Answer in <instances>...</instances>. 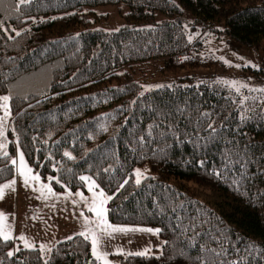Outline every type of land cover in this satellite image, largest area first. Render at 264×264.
<instances>
[{"label": "trees", "instance_id": "trees-1", "mask_svg": "<svg viewBox=\"0 0 264 264\" xmlns=\"http://www.w3.org/2000/svg\"><path fill=\"white\" fill-rule=\"evenodd\" d=\"M120 3L126 26L89 29L94 13L84 9ZM156 13L174 20L139 27ZM185 13L204 29L222 26L228 41L264 47V0H0L8 136L53 191L83 189L88 176L111 197L110 224L160 230V253L119 264H264V91L210 79L141 95L192 65L179 61L194 46ZM14 155L8 141L0 184L15 175ZM145 163L152 174L137 184ZM0 264L100 263L76 235L47 253L0 237Z\"/></svg>", "mask_w": 264, "mask_h": 264}, {"label": "rangeland", "instance_id": "rangeland-1", "mask_svg": "<svg viewBox=\"0 0 264 264\" xmlns=\"http://www.w3.org/2000/svg\"><path fill=\"white\" fill-rule=\"evenodd\" d=\"M18 1L20 2V0ZM89 10L94 13V16H89L90 21H92L89 29L114 32L128 24L126 16L129 13V8L124 3L92 9L86 8L83 13ZM172 20H174L172 17L156 13L152 23L139 27L148 28ZM183 25L194 46L185 55L180 56L179 61L184 63L185 59L190 57L193 58L192 61L190 60L192 65L185 62L179 73L161 77L156 82H151L145 86H168L173 83L191 86L198 85L204 80L214 79L220 83H222L221 81H235V87L231 86V83H222L235 92L264 91V47L262 43L255 47H248L234 41H228L222 32V26L210 25L204 29L194 23V18L189 13L184 14ZM188 53L189 55H187ZM226 61L227 63H225ZM147 68L150 67L147 66L143 69ZM145 86L142 89L143 93L157 88L151 87L146 91ZM3 96L9 97V95ZM3 96L0 95V97ZM3 103L0 101V118L3 121L0 149L5 148L8 141L12 142L15 147L13 160L16 163L13 164L15 177L0 185V191L3 192V197L0 198V214H2L0 215V237L3 238V234L7 233L16 246L21 248L37 247L44 250L43 253H47L46 250L51 249L56 243L79 235L81 232H85L89 236L91 243V233H95L101 237L99 253L101 255L107 253L106 257L97 259L93 255L91 245V254L100 264H106V261L108 264H119L120 256L135 255V253L145 252V250H147L145 255L161 252L163 241L155 231L134 232V234L116 232L111 237L103 234L96 224L97 217L94 212L89 211V206L93 199L96 200L97 204L100 200H105L103 206L106 209L109 196L103 191V197L100 196L101 190L92 178L84 176L88 179L84 180L83 189L75 191L65 189L58 193L51 189L54 195L48 194L47 187L50 186L47 182L32 179L37 174L29 167L24 156L21 161L20 149L16 146L14 138L8 136L12 115L9 101L7 102L9 113L7 116L2 107ZM136 169H139L142 174L140 181L152 174L147 163L138 166L133 171L135 182L137 179ZM26 178L28 180L27 185L24 183ZM12 181H15L14 191L3 188V185ZM76 193H81L84 199H81V196L76 195ZM44 196L47 198L45 199ZM10 206L18 209L17 212ZM85 217L88 218L87 224ZM105 219L107 221L106 216ZM107 223L110 224L108 221ZM41 224L47 226L48 229H39ZM112 226L119 227L117 225ZM48 233H51L52 238L56 237L58 240L46 249L45 236Z\"/></svg>", "mask_w": 264, "mask_h": 264}, {"label": "snow or ice", "instance_id": "snow-or-ice-1", "mask_svg": "<svg viewBox=\"0 0 264 264\" xmlns=\"http://www.w3.org/2000/svg\"><path fill=\"white\" fill-rule=\"evenodd\" d=\"M21 3H29L31 2V0H20ZM3 26V23L0 22V27ZM119 29H117L118 31ZM19 33H17L18 35ZM227 63V61L225 62ZM237 67H239V65H236ZM247 66V65H246ZM222 83H231V86L235 87V84L236 82L235 81H232V82H229V81H221ZM151 87H165V85H155V86H145V90H149ZM168 87H171V85H168ZM237 91H239V88H237ZM144 93L142 92L141 95H143ZM10 97L8 96H3V97H0V101H3V105L2 107L5 109V115L7 116L9 113H8V104L7 102L9 101ZM209 127L211 128V125H209ZM213 131H215V129H213ZM0 135H3V121H2V118H0ZM5 155H7L5 153ZM65 155H68V153H65ZM20 159L21 161L23 160V154L21 153V156H20ZM13 164L16 163L15 160L12 161ZM28 171H31V169H28ZM136 172V176H137V179H136V183L139 184L140 183V177H141V172L139 169H136L135 170ZM32 179L34 180H39V177L38 176H33ZM88 178L86 177H81V180H86ZM25 185H27L28 183V180L27 178L25 179L24 181ZM125 183H127V181H125ZM14 184H15V181H12L8 184H5L3 185V188L4 189H10V190H15L14 189ZM47 187V186H45ZM121 187H123V185H121ZM47 192L49 195H54V193H52V190L50 187H47ZM42 195H44L42 193ZM76 195L78 196H81V199H84L83 195L81 193H76ZM103 192L101 191L100 193V196L103 197ZM3 197V192L0 191V198ZM44 198L46 199L47 196H44ZM107 199H111V197H108ZM106 201L105 200H100L99 204H97L96 200L93 199L92 201V204L89 206V211L91 212H94L97 219H96V224L97 226L101 229V231L103 232L104 235H107L109 237H111L113 235V233H116V232H120V233H128V232H159L160 230L159 229H156V230H153V229H150V228H123V227H114L110 224L107 223L106 219H105V216H106V209L104 208V203ZM2 215V214H0ZM85 223L87 224L88 223V218L85 217ZM110 229V231H109ZM90 231V230H89ZM79 235L81 236H84L85 239H89V236L85 234V232H81L79 233ZM91 245H92V251H93V255L97 258V259H102L104 257H106L107 253H104L103 255H101L99 253V245L101 243V237L99 235H96L95 233H91ZM70 238V237H69ZM9 239H11V236L8 235L7 233L3 234V240L5 241H8ZM147 252V250H145V252H138V253H135V255H145ZM9 256L13 255L12 252H9L8 253ZM106 264H108V262L106 261Z\"/></svg>", "mask_w": 264, "mask_h": 264}, {"label": "crops", "instance_id": "crops-1", "mask_svg": "<svg viewBox=\"0 0 264 264\" xmlns=\"http://www.w3.org/2000/svg\"><path fill=\"white\" fill-rule=\"evenodd\" d=\"M14 177H15V175H14ZM13 177V178H14ZM4 184V183H3ZM0 185H2V184H0ZM17 185V184H16ZM11 208H13L16 212H17V210L18 209H16V208H14V207H12V206H10ZM45 224V223H44ZM44 224H41L38 228L39 229H48L47 228V226H45ZM119 227H123V228H132V227H134V226H130V227H125V226H119ZM137 228H139V227H137ZM131 233H133L134 234V232H131ZM130 233V234H131ZM2 238V237H1ZM10 240H12V239H10ZM58 239L56 238V237H54V238H52L51 237V233H48L46 236H45V241H46V249H48L51 245H53V243H54V241H57ZM15 243V242H14ZM16 245V244H15ZM35 248H37V247H35ZM25 249H32V248H25ZM39 249V248H38ZM41 250V249H40ZM48 250H50V249H48ZM48 250H46V251H48ZM41 251H44V250H41Z\"/></svg>", "mask_w": 264, "mask_h": 264}]
</instances>
